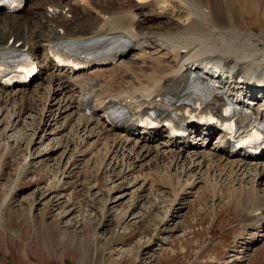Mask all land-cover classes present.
Wrapping results in <instances>:
<instances>
[{
  "label": "bare ground",
  "instance_id": "1",
  "mask_svg": "<svg viewBox=\"0 0 264 264\" xmlns=\"http://www.w3.org/2000/svg\"><path fill=\"white\" fill-rule=\"evenodd\" d=\"M134 1L136 5L129 10L103 8L93 16L88 10L93 5L91 0H71L77 12L67 20L64 18L68 12L53 2L37 3L24 14H19L22 9L13 14L0 10V53L25 52L39 68L26 86L8 89L0 85V127L5 123L0 137L17 140L20 135H26L27 127L35 125L36 120L35 117L29 120L31 125L26 122L24 115L31 110L27 106L39 102L40 121L36 125H41L40 129L45 133L40 136V145L51 136L60 137V142L63 138L64 150L70 151V166L102 156L109 169L120 168L123 173L134 175L132 185L139 184L141 191L155 185L150 178L161 163L166 166L167 174L175 173L177 183L185 177L184 184L191 189L206 178H211V183L216 185L238 180L239 186L245 183L242 177L250 178V185L245 183L246 188L240 190V196L246 197V205L250 206L248 226L255 230L251 239L261 242L264 239V190L260 189V186L264 188L262 153L252 156L245 151H233L212 127L192 128L187 136L175 137L164 127L150 131L137 128V125L142 112L165 100L178 105L204 104L207 94L187 86L188 79L203 68L215 71L214 66L218 67V64L231 68L228 72H232L233 82L226 84L230 95L249 96L248 105L264 110V50L254 42V35L244 37L242 32L229 29L238 16L233 13L231 18L226 0H169L176 2L189 17L187 23L184 22L186 25L170 31L151 27L153 20L165 14L147 10L138 17L134 11L142 10L146 3L154 1L165 7L168 0ZM55 10L60 14L56 18ZM223 18L229 28L218 24ZM120 38L128 40L129 49L110 68L99 65L74 71L71 67H59L53 61L51 46L55 43L72 41L76 46H84L82 50L101 52L108 43L110 47L113 40ZM242 38L244 41L240 42ZM261 38L264 40V36ZM238 41L239 45L235 44ZM150 50L157 54L166 52L164 65L156 63L157 56L149 55ZM126 55L131 57L125 60ZM225 68L223 71L227 72ZM85 99L92 101L91 114L83 110ZM115 105H123L130 114L122 124H113L107 118L106 112H112ZM30 130L28 150L37 126ZM8 133L11 135L7 136ZM209 139H214V143L212 140L209 143ZM55 150L51 148L42 155H51ZM112 185L108 198L113 200L108 206L105 203L101 210L103 221L108 212L122 206L124 196L115 195L117 191ZM61 198L58 197L55 206L63 203ZM178 212L172 213V217L176 218ZM148 240L150 248L151 239ZM241 244L244 245V252H240L243 261L247 256V244L252 242Z\"/></svg>",
  "mask_w": 264,
  "mask_h": 264
},
{
  "label": "rangeland",
  "instance_id": "2",
  "mask_svg": "<svg viewBox=\"0 0 264 264\" xmlns=\"http://www.w3.org/2000/svg\"><path fill=\"white\" fill-rule=\"evenodd\" d=\"M42 1L65 9L69 14L65 20L77 12L71 0H25L19 14ZM252 1L226 0L231 18L233 13L238 17L230 28L224 18L218 24L242 32L244 37L254 35V42L264 50L261 38L264 0ZM91 2L92 8L88 10L93 16L103 8L120 11L136 5L134 0ZM167 2L165 7L155 1L148 2L142 10L134 11L138 17L147 10L165 14L151 24L162 31L186 25L189 17L180 6ZM58 13L57 10L55 18L60 16ZM151 51L149 55L157 56L156 63L164 65L166 52ZM130 57L126 55L123 59ZM114 64L105 66L110 68ZM27 107L31 110L24 115L25 120L31 125L29 120L35 117V125L27 127L26 135H20L17 140L0 137V264H264V239L252 241L255 230L248 226L250 206L246 205V197L240 196L245 183H251L250 178L242 177L245 183L241 186L236 184L238 180L216 185L211 183V178H206L191 189L186 188L185 177L177 183L175 173L167 174L166 166L161 163L150 178L155 187L141 191L139 184L132 185L134 175L123 173L120 168L109 169L102 156L70 166V151L64 150L63 138L60 142V137L51 136L40 145V136L45 133L41 125H36L40 121L39 102ZM34 126L37 131L28 150L30 129ZM210 141L213 144L215 140ZM51 148L56 149L51 155H42ZM261 153L259 157L263 161L264 149ZM111 185L117 191L115 195L124 198L122 206L108 212L103 221L101 210L113 200L108 198ZM260 189L264 190L263 186ZM58 197H62L63 203L55 206ZM177 210L178 215L173 218L172 213ZM239 236L244 239H235ZM148 239H151L150 248ZM246 241L252 244H247V256L241 261L240 252H244L241 243Z\"/></svg>",
  "mask_w": 264,
  "mask_h": 264
}]
</instances>
